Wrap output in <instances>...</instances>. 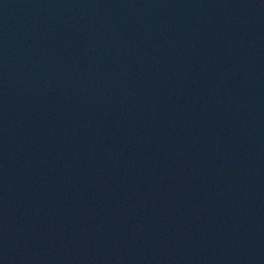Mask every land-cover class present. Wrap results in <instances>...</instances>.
I'll return each mask as SVG.
<instances>
[{
	"label": "water",
	"instance_id": "water-1",
	"mask_svg": "<svg viewBox=\"0 0 264 264\" xmlns=\"http://www.w3.org/2000/svg\"><path fill=\"white\" fill-rule=\"evenodd\" d=\"M0 264H264V0H0Z\"/></svg>",
	"mask_w": 264,
	"mask_h": 264
}]
</instances>
